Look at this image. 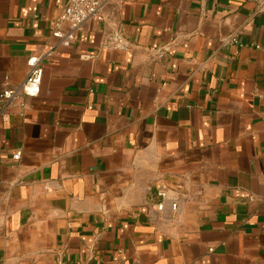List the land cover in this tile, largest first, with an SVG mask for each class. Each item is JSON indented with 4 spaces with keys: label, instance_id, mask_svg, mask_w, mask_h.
I'll use <instances>...</instances> for the list:
<instances>
[{
    "label": "crops",
    "instance_id": "0c3cea01",
    "mask_svg": "<svg viewBox=\"0 0 264 264\" xmlns=\"http://www.w3.org/2000/svg\"><path fill=\"white\" fill-rule=\"evenodd\" d=\"M100 1L62 46L68 0H0V93L54 50L0 115V264H264V0Z\"/></svg>",
    "mask_w": 264,
    "mask_h": 264
},
{
    "label": "built area",
    "instance_id": "2783aa9c",
    "mask_svg": "<svg viewBox=\"0 0 264 264\" xmlns=\"http://www.w3.org/2000/svg\"><path fill=\"white\" fill-rule=\"evenodd\" d=\"M103 2L100 0H68L62 13L51 23V36L62 46H68L75 41V33L89 20H98L101 17ZM65 25V27H64ZM102 47L127 52L131 50L130 42L124 35L117 31H109L104 34ZM255 49H261L259 44H254ZM153 56L161 58L163 51L158 47H150ZM54 50L49 48L40 56H30L27 59L28 73L24 81L15 88H5L0 93V115L6 108H24V97H34L39 93L43 68L41 62L44 58L53 54ZM21 151L13 153V159H19ZM161 199L156 203V208L162 210L164 206V193L158 192ZM171 207L176 208L172 203ZM57 264H64L58 261Z\"/></svg>",
    "mask_w": 264,
    "mask_h": 264
}]
</instances>
